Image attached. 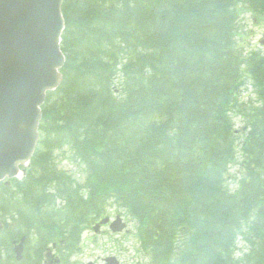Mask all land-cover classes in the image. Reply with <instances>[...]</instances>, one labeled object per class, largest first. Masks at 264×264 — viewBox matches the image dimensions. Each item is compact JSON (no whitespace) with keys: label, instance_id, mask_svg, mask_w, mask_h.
<instances>
[{"label":"trees","instance_id":"16d2710c","mask_svg":"<svg viewBox=\"0 0 264 264\" xmlns=\"http://www.w3.org/2000/svg\"><path fill=\"white\" fill-rule=\"evenodd\" d=\"M243 7L264 13V0L64 1L63 80L42 107L25 179L0 201L18 217L6 248L34 230L40 244H63L65 262L114 204L147 264H264V57L244 56ZM249 76L251 109L239 99ZM237 113L249 121L241 141ZM66 149L83 182L60 167Z\"/></svg>","mask_w":264,"mask_h":264},{"label":"water","instance_id":"95a60500","mask_svg":"<svg viewBox=\"0 0 264 264\" xmlns=\"http://www.w3.org/2000/svg\"><path fill=\"white\" fill-rule=\"evenodd\" d=\"M64 1L0 0V181L14 178L20 166L31 161L39 141L41 107L62 81ZM125 228L121 217L111 225L114 233ZM106 263L120 264L114 257Z\"/></svg>","mask_w":264,"mask_h":264},{"label":"rangeland","instance_id":"374dc122","mask_svg":"<svg viewBox=\"0 0 264 264\" xmlns=\"http://www.w3.org/2000/svg\"><path fill=\"white\" fill-rule=\"evenodd\" d=\"M240 15V35L244 38L242 41L243 51L245 56L253 54L259 55L264 53V13H253L246 7L242 8ZM246 86L242 89L243 102L257 100L254 81L248 79ZM236 130H241L246 123V119L240 114L234 118ZM60 167L65 168L79 174L81 182L85 176L81 174V168L73 163L69 157L72 156L68 149L58 152ZM240 159V158H239ZM242 168L240 163L232 166L227 175V186L230 190L236 191L243 179ZM108 215L121 214L125 217L128 224L129 233L121 235L114 234L109 230L100 236H95L93 232H86L83 236L82 248L75 253L67 264H87L90 261L96 264H104L103 259L115 256L122 264H146L144 253L140 250L138 239L136 237L135 223L132 222V217L125 213L118 206L111 204ZM136 237V238H135ZM249 249L248 245L241 238L239 240L238 251L239 255H243Z\"/></svg>","mask_w":264,"mask_h":264},{"label":"flooded vegetation","instance_id":"af4514ba","mask_svg":"<svg viewBox=\"0 0 264 264\" xmlns=\"http://www.w3.org/2000/svg\"><path fill=\"white\" fill-rule=\"evenodd\" d=\"M11 180H5L0 182V201H3L5 196L10 197L7 194V191L11 188ZM1 204H3L1 202ZM5 204L2 206L4 207ZM19 213V212H18ZM20 215V213H19ZM119 214H115L111 216V219H115ZM121 216V215H120ZM124 220L125 217L122 216ZM17 215L14 218L9 212H6L4 209L0 211V264L7 262V264H62L60 261V254L58 250V246L53 247V243L48 244L49 240L44 243H39V237L37 234L33 235V231L28 232L30 235H19L17 238L11 241L8 245V248L5 247V232L9 225H13L17 227ZM103 218L96 221L95 226H97ZM95 226H92L95 228ZM110 224L102 225L95 236L102 235L105 230L109 229ZM95 232V231H94ZM121 235V234H118ZM23 243L22 254L23 258L21 263L17 262V247Z\"/></svg>","mask_w":264,"mask_h":264}]
</instances>
